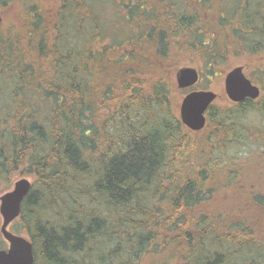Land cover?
Wrapping results in <instances>:
<instances>
[{"label":"trees","instance_id":"obj_1","mask_svg":"<svg viewBox=\"0 0 264 264\" xmlns=\"http://www.w3.org/2000/svg\"><path fill=\"white\" fill-rule=\"evenodd\" d=\"M43 1L0 0V195L33 179L15 229L34 264H264V146L226 152L264 145V129L242 126L245 106L191 131L173 81L193 55L225 67L224 46L255 41L261 14L149 0L147 25L146 0Z\"/></svg>","mask_w":264,"mask_h":264},{"label":"water","instance_id":"obj_2","mask_svg":"<svg viewBox=\"0 0 264 264\" xmlns=\"http://www.w3.org/2000/svg\"><path fill=\"white\" fill-rule=\"evenodd\" d=\"M3 19L0 17V32ZM179 90L194 87L200 80V72L194 67H182L175 74ZM226 93L233 102H241L246 98L256 99L260 95L257 87L244 76L241 68L228 73ZM213 91L194 90L187 93L180 105L179 114L182 123L193 132L202 131L207 124L206 112L217 99ZM32 182L22 178L15 182L11 191L0 196V215L3 219L0 233L8 242L7 249H0V264H34V248L29 238L17 235L9 230L10 225L20 218L24 200L30 194Z\"/></svg>","mask_w":264,"mask_h":264},{"label":"flooded vegetation","instance_id":"obj_3","mask_svg":"<svg viewBox=\"0 0 264 264\" xmlns=\"http://www.w3.org/2000/svg\"><path fill=\"white\" fill-rule=\"evenodd\" d=\"M250 2H254L256 4V8H254L251 14L256 13L261 14L262 16V20L259 22L260 25L255 30L259 31L260 35L255 41L249 43L243 41L241 45L239 44V46H234V48H231L229 45L226 47L224 46V54L227 59H239V61L234 64V66L229 65L226 67L227 69L222 71L214 70L211 65L208 67V80L211 82V89L208 91H213L218 95L217 99L208 108V128L210 123H213L212 116L216 108L225 110V108L230 107L235 109V111H240L241 108L247 106L251 107L249 112H254L259 116H264V0H208V14L213 11L221 13L222 15H241V13L250 8ZM255 31L250 29L247 31V33H245L252 35ZM241 46H245V48L241 49ZM236 68H241L244 76L252 83L253 86L259 89L260 95L258 98H246L241 102H233L228 98L226 93V78L228 73ZM218 74L220 76L219 84H221V86L223 85V99L224 103L226 104L225 106H218L216 104L220 100L221 96L212 88V78ZM224 120L227 123L228 119L226 118ZM230 123L235 124L234 121H230Z\"/></svg>","mask_w":264,"mask_h":264},{"label":"rangeland","instance_id":"obj_4","mask_svg":"<svg viewBox=\"0 0 264 264\" xmlns=\"http://www.w3.org/2000/svg\"><path fill=\"white\" fill-rule=\"evenodd\" d=\"M6 2H9L10 0H5ZM253 1V0H251ZM53 2L55 3V0H53ZM32 4H37L40 5L42 8H48L51 5V1H43V0H16V7L18 11H26L28 6L32 5ZM146 9H147V16L146 19L144 20L142 17H140L139 19H135V22L138 24L140 23H147V25H154V23L156 22L155 17L157 18V16L153 17L155 14V11L159 8V5H154V7L150 4L149 0H146ZM250 8H248L245 12L241 13L240 17L245 19L246 15H251V12L254 10V8H256V4L254 2H250L249 3ZM156 6V7H155ZM0 11H4V13H6L5 15V21L3 22V26L5 29H10L9 26H7L9 24L10 19V11L7 9H1ZM39 13H43L45 11H41L38 10ZM241 20V19H240ZM2 26V27H3ZM227 28V27H226ZM228 30L231 28H227ZM193 55V54H192ZM192 58H194V62H189L191 59L189 58H185L182 59L181 63H184L186 65L183 64L182 67H194L197 68L200 73H201V78L200 81L198 82V84H196L194 87L189 88V89H183V90H179L177 88V84H176V80H175V74L176 72L180 69H178L175 74L173 75V81L176 85V91H175V98L177 101V106H178V111L180 109V105L181 102L184 98V96L189 93L192 92L194 90H210V84L211 82L208 80V72L206 71V67L205 65L202 66V59L196 55H193ZM228 62L225 63V67H219L216 68L217 70H224L227 69L226 67L229 65L234 66V64H236L239 59H235L234 58H228L227 59ZM189 62V63H188ZM215 69V70H216ZM225 72V71H224ZM219 74L216 76H213V86L212 88L214 89V91H216L218 94H220L221 98L220 100L216 103L218 106L219 105H223L225 106L226 104L224 103V94H223V85L221 86V84H219ZM178 116L180 117V114L178 112ZM206 116L208 118V111L206 112ZM242 123V126H249L248 129L251 130L253 132L254 127H258L260 129H264V116H259L258 114L254 113V112H248L245 114V116L242 118V121H240ZM250 132V133H252ZM204 133H200V137L203 135ZM253 134V133H252ZM264 145H262L261 143L259 144L258 142H250L248 140H245L244 143L242 144H232L229 145L228 148L226 149V152L228 153V155L230 157H245L249 154L250 150H257L260 149L261 147H263ZM29 179L32 183H33V179L31 177H24ZM22 179V178H20ZM18 179V180H20ZM17 180V181H18ZM16 182V181H15ZM15 182L12 184L11 188L9 189V191H11L14 187ZM3 195V194H2ZM0 195V196H2ZM262 213H264V210L262 211ZM2 217L0 215V227L2 225ZM17 225V222L13 223L10 227L9 230L12 231L13 233L29 238L24 232H22V230L19 228L18 230L15 229V226ZM2 236V235H1ZM2 241H3V248L0 249H7L8 248V242L4 240L3 237ZM169 255V254H168ZM172 257V256H171ZM153 264H177L175 259H170V256H166L164 257V255H160L158 257H156L153 261H151ZM150 262V263H151Z\"/></svg>","mask_w":264,"mask_h":264}]
</instances>
